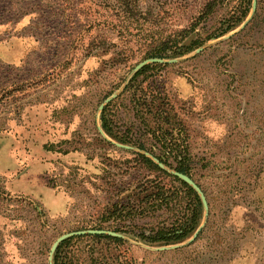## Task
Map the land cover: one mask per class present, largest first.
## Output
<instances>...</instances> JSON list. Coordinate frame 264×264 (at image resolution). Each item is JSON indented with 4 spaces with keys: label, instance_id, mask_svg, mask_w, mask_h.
Segmentation results:
<instances>
[{
    "label": "rangeland",
    "instance_id": "rangeland-1",
    "mask_svg": "<svg viewBox=\"0 0 264 264\" xmlns=\"http://www.w3.org/2000/svg\"><path fill=\"white\" fill-rule=\"evenodd\" d=\"M208 1L0 0V39L20 49L17 60L0 58V264H49L52 243L68 232L66 264H264V0H252L253 19L251 8L232 31L148 62L139 76L185 127L189 173L208 206L198 228L168 244L137 236L185 210L175 188L169 207L113 212L152 178L169 180L140 161L150 155L138 144L154 142L122 90L158 38L192 24L206 36L240 3L221 0L202 16ZM108 103L117 138L101 127ZM89 229L121 241L78 233Z\"/></svg>",
    "mask_w": 264,
    "mask_h": 264
},
{
    "label": "trees",
    "instance_id": "trees-1",
    "mask_svg": "<svg viewBox=\"0 0 264 264\" xmlns=\"http://www.w3.org/2000/svg\"><path fill=\"white\" fill-rule=\"evenodd\" d=\"M221 0H209L202 11V16H205L213 11L214 7ZM252 8V0H240L238 11L233 13L232 19H227L219 27L214 29L206 36H202L200 32L195 31V24L189 27L177 29L174 33L160 37L156 41V45H151L150 50L145 53L147 56L160 57L164 59L180 57L191 51L199 48L205 42L216 39L240 25L249 14ZM256 7L253 16L255 17ZM250 19V20H251ZM249 20V21H250ZM120 62L124 63V60ZM160 64H155L157 66ZM150 65H145L133 73L129 81L124 86L122 92H130V101L133 108V117L138 119L144 126V133L154 142L151 148L145 147L142 143L138 147L146 150L149 156L139 153V159L144 166L150 171H160L162 175L168 177V182H163L157 177L150 180V186L142 195L137 191H131L126 195V202L120 201L113 204V212L121 209L122 206H128V213L133 216L142 215L146 210L162 208V206L169 207L170 202L175 199L174 191L177 189L181 191L186 197L185 210L178 215L176 219L164 226L150 228L149 233H138L137 236L147 243H174L180 242L191 236L201 223L203 218V204L199 194L186 182L173 175L169 171L161 168L153 159L152 156L158 159L166 167L172 168L190 176L189 161L190 152L188 150V143L186 141L187 135L184 131L183 123L175 119V114L171 113V107L168 106V101L164 92L159 89L154 81L148 82L146 87L142 86L144 76L139 79L140 75H145L146 70ZM106 104L100 112L101 127L108 135L117 138V131L114 130L113 125L108 114V106ZM106 141V140H105ZM118 141L128 143L127 139L118 138ZM110 144L109 141H106ZM160 145L161 154L154 152L156 145ZM159 148V149H160ZM191 177V176H190ZM176 182L178 185H174ZM175 188V189H171ZM121 212V211H119ZM92 238L105 237L114 241H121L120 237L95 234ZM69 239L63 240L57 246L53 255V264H66L65 253L63 247L67 244Z\"/></svg>",
    "mask_w": 264,
    "mask_h": 264
},
{
    "label": "water",
    "instance_id": "water-1",
    "mask_svg": "<svg viewBox=\"0 0 264 264\" xmlns=\"http://www.w3.org/2000/svg\"><path fill=\"white\" fill-rule=\"evenodd\" d=\"M255 9V2H253L252 4V11H254ZM200 48H198L197 50H199ZM169 61H175V59H171ZM148 62H152V63H162V62H165L164 59L160 58V57H152V58H148V59H145L141 62H139L135 69H139L140 67L144 66L145 64H147ZM111 99L110 98H107L106 100L109 101ZM104 106V104H101L100 107L102 108ZM99 131L101 134H103V131L99 128ZM118 146H121V147H127L125 145H122V144H117ZM129 148V147H127ZM150 155V154H148ZM152 159L163 169L169 171L170 173H172L173 175L177 176L178 178H180L181 180H183L184 182H186L187 184H189L200 196V199H201V202L203 204V207L205 210H207V200H206V197L203 193V191L200 189V187L197 185V183L190 177L188 176L187 174H184L182 172H179L177 170H168V167H166L163 163H161L158 159H156L155 157L152 156ZM78 233H90V234H109V235H113V236H118V237H121V235L119 233H115L113 231H110V230H104V229H89V230H82V231H79ZM74 232H68V233H64L62 235H60L59 237H57L54 242L52 243L51 247H50V254H49V264H53L52 263V257H53V253L54 251L56 250L58 244L63 241L65 238L73 235Z\"/></svg>",
    "mask_w": 264,
    "mask_h": 264
},
{
    "label": "crops",
    "instance_id": "crops-1",
    "mask_svg": "<svg viewBox=\"0 0 264 264\" xmlns=\"http://www.w3.org/2000/svg\"><path fill=\"white\" fill-rule=\"evenodd\" d=\"M17 39L2 40L0 39V58L3 60H17L20 49Z\"/></svg>",
    "mask_w": 264,
    "mask_h": 264
}]
</instances>
